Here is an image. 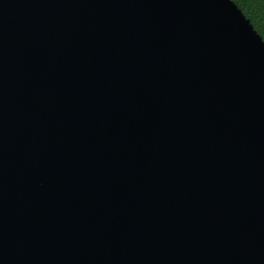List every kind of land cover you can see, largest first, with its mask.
I'll return each mask as SVG.
<instances>
[{"label":"water","instance_id":"1","mask_svg":"<svg viewBox=\"0 0 264 264\" xmlns=\"http://www.w3.org/2000/svg\"><path fill=\"white\" fill-rule=\"evenodd\" d=\"M0 264H264V40L233 0H0Z\"/></svg>","mask_w":264,"mask_h":264},{"label":"trees","instance_id":"2","mask_svg":"<svg viewBox=\"0 0 264 264\" xmlns=\"http://www.w3.org/2000/svg\"><path fill=\"white\" fill-rule=\"evenodd\" d=\"M264 40V0H233Z\"/></svg>","mask_w":264,"mask_h":264}]
</instances>
